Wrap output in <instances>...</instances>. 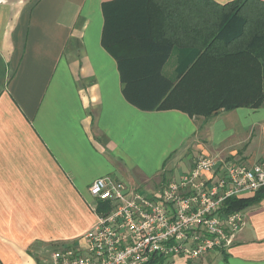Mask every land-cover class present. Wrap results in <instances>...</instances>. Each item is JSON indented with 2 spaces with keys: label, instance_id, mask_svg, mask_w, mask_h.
Masks as SVG:
<instances>
[{
  "label": "crops",
  "instance_id": "crops-1",
  "mask_svg": "<svg viewBox=\"0 0 264 264\" xmlns=\"http://www.w3.org/2000/svg\"><path fill=\"white\" fill-rule=\"evenodd\" d=\"M230 1L0 0V264H52L54 251L85 246L96 222L89 186L98 177L152 190L200 154L248 165L262 156L264 106L208 118L141 110L124 97L120 65L102 44L106 33L118 45H139L149 19L159 42L171 44L161 73L176 81L201 52L246 47L252 12L238 38L236 23L216 38ZM258 1L252 10L264 11ZM137 56L121 64L125 75L148 71L153 59ZM246 59L236 72L251 90L257 60ZM242 213L228 248L151 264H264V196Z\"/></svg>",
  "mask_w": 264,
  "mask_h": 264
},
{
  "label": "built area",
  "instance_id": "built-area-1",
  "mask_svg": "<svg viewBox=\"0 0 264 264\" xmlns=\"http://www.w3.org/2000/svg\"><path fill=\"white\" fill-rule=\"evenodd\" d=\"M262 186L264 153L250 165L200 154L177 180L146 192L98 177L89 186L96 222L84 235L85 246L54 251L52 264H151L160 257L197 259L226 249L244 215L224 213V201ZM99 202L107 204L104 210Z\"/></svg>",
  "mask_w": 264,
  "mask_h": 264
},
{
  "label": "trees",
  "instance_id": "trees-1",
  "mask_svg": "<svg viewBox=\"0 0 264 264\" xmlns=\"http://www.w3.org/2000/svg\"><path fill=\"white\" fill-rule=\"evenodd\" d=\"M257 3L263 4L258 0L228 2L226 5L230 10L225 16L227 21L216 35V38L223 37L229 25L236 23L240 25L235 33V37L238 38L246 30V25L249 27L251 12L257 14V23L253 26L252 35L245 48L223 54L201 52L176 81L161 73V66L169 55L171 44L159 42L149 19H146L143 35L139 36L141 37L139 45H118L108 41L104 33L102 44L116 58L121 68L124 97L141 110L178 109L190 116L205 118L212 116L221 108L229 110L242 105L253 108L264 106V11L252 10ZM241 9L243 15L239 14ZM138 54L144 58V62L153 59L151 66L145 68L148 71L141 75H125L121 64L126 62L127 58L135 63ZM246 57L248 61L250 58L257 60L253 63V71L257 72V77L252 78L256 83L251 90L239 86L246 78L240 77L236 72L237 66L240 67L238 61H244ZM263 196L264 186L248 196L229 197L224 201L222 211L229 213L243 210L251 204L260 202ZM98 205V210L101 211L107 204L99 202Z\"/></svg>",
  "mask_w": 264,
  "mask_h": 264
},
{
  "label": "rangeland",
  "instance_id": "rangeland-1",
  "mask_svg": "<svg viewBox=\"0 0 264 264\" xmlns=\"http://www.w3.org/2000/svg\"><path fill=\"white\" fill-rule=\"evenodd\" d=\"M139 190H142V191L146 192V191H145V190H146L145 188H144V189H139ZM92 198H93V197H92Z\"/></svg>",
  "mask_w": 264,
  "mask_h": 264
}]
</instances>
